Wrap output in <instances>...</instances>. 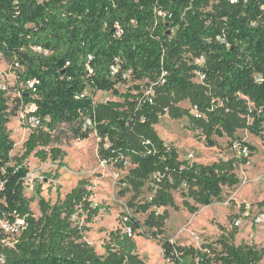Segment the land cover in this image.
I'll return each instance as SVG.
<instances>
[{"label":"trees","instance_id":"1","mask_svg":"<svg viewBox=\"0 0 264 264\" xmlns=\"http://www.w3.org/2000/svg\"><path fill=\"white\" fill-rule=\"evenodd\" d=\"M0 57L15 72L20 105L32 107L25 115L29 133L23 153L14 156L6 131L8 96L0 86V220L13 224L21 218L25 223L11 246L2 243L0 229L3 264H138L133 237L146 234L132 215L121 216L120 226L108 232L102 256L82 243L72 217L85 215L89 221L102 209L92 206L84 179L62 201L51 205L41 199L40 218L31 214L23 193L24 161L30 155L42 162L59 160L62 152L53 142L62 124L86 137L82 127L88 119L93 126L87 128L110 144L103 150L106 159L128 158L132 167L124 182L131 200L150 182L149 200L128 202L135 213L147 202L176 207L173 192L195 212L219 200L222 187L236 182L230 160H177L150 128L153 106L117 91L127 76L134 81L161 77L163 89L178 94L192 87L188 74L199 73L229 104L238 93L249 97L254 105L250 130L264 139V0H0ZM87 90L112 91L124 100L96 104ZM204 110L212 121L203 130L205 143L214 147L212 136L232 133L233 127L218 108ZM232 135L230 145L237 142L250 153L251 145ZM246 156L236 161L245 163ZM161 216L152 214L150 230ZM159 232L156 228L148 236L157 238L163 258L172 264L208 262L205 252L179 247ZM258 259L243 246L228 245L217 254L218 264H257Z\"/></svg>","mask_w":264,"mask_h":264},{"label":"rangeland","instance_id":"2","mask_svg":"<svg viewBox=\"0 0 264 264\" xmlns=\"http://www.w3.org/2000/svg\"><path fill=\"white\" fill-rule=\"evenodd\" d=\"M201 61L195 60L197 63ZM187 79L192 87L178 94L164 90V79L161 77L155 81H134L127 76L126 82L118 84L116 89L122 95L130 92L137 96L140 104L146 102L153 106L156 113L150 128L165 146L175 151L177 160L201 164L231 161V173L236 182L222 187L219 200L191 212L182 206L179 193L173 192L176 207H157L147 202L142 211L135 213L128 202L149 200L152 195L150 182L137 200H131L133 193L126 190L124 182L131 163L123 155L106 159L103 150L109 148V142L101 139L94 129H88L86 121L82 127V130H87L86 137L75 134L70 126L64 124L57 129L53 147L62 152L59 160L42 162L30 155L24 161L28 174L23 193L33 217L38 219L42 215L41 199L51 205L62 201L78 181L84 179L92 192L89 197L92 206L98 204L102 209L89 221L85 220V215H75L72 223L81 229V241L85 247L92 248L97 256L104 254L102 243L108 232L120 226L121 216L129 214L142 224L141 230L146 234L133 237L138 264H172L169 259L163 258L157 238L148 236L149 231L156 228L161 237L168 238L179 247L205 252L208 262L202 260L200 264H218V252L228 245L253 249L259 255L257 264H264V139L249 127L253 102L248 96L238 93L229 104L219 94L217 86L199 73H190ZM17 84L11 65L0 57V86L8 96L10 112L6 131L14 143L11 152L14 156L23 153V143L29 133L25 115L32 108L20 105L21 92ZM86 93L92 94L96 104L124 100L122 96L113 95L112 91L87 90ZM215 108L230 119L233 132L223 136L213 135L216 145L208 147L203 130L211 126L212 121L204 109ZM144 119V115H140L139 120L143 122ZM232 134L251 145L250 153L240 149L237 142L230 145ZM240 156H246L247 162L236 161ZM153 213L162 216L158 225L151 226L150 230V222L147 221ZM3 234L2 243L11 246L18 232ZM0 264H3L1 258Z\"/></svg>","mask_w":264,"mask_h":264},{"label":"built area","instance_id":"3","mask_svg":"<svg viewBox=\"0 0 264 264\" xmlns=\"http://www.w3.org/2000/svg\"><path fill=\"white\" fill-rule=\"evenodd\" d=\"M236 1L237 0H229L230 3H234ZM86 121L88 122V126L91 127V122L88 119H86L85 122ZM29 122L32 125H35L37 123V120L35 118H31L29 120ZM85 122H84L83 125H85ZM0 221L2 222V226L0 227V229H2V231L5 232V233L18 232V234H19V230L22 229L24 227V225H25L24 220L21 219V218H17L13 224L8 223L7 221H4V220H0ZM126 232L128 234H130V230L129 229H127ZM2 262H3V260H2Z\"/></svg>","mask_w":264,"mask_h":264}]
</instances>
